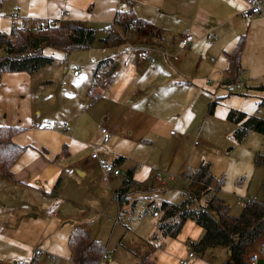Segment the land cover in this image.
<instances>
[{
	"label": "crops",
	"instance_id": "obj_1",
	"mask_svg": "<svg viewBox=\"0 0 264 264\" xmlns=\"http://www.w3.org/2000/svg\"><path fill=\"white\" fill-rule=\"evenodd\" d=\"M261 1V11L253 13L250 10L249 0H13L14 5L18 4L24 15L21 16L18 10L20 18L26 21H30L29 18L35 15L40 20H45L44 23L56 20L57 24L64 26L68 23L81 22L87 26L102 27L106 30L108 25L115 23L117 11L122 10L129 12L134 18L144 20L148 23V27L145 30L129 28L124 30L119 23L114 24V29L123 39L120 44L105 49L104 54L107 55L105 58L116 60L118 75L104 90L98 88L101 95L96 99L91 98L88 93L90 86L94 83L96 66L93 67V73L92 69L86 71L87 81L80 89L76 85L70 88L64 87V84L58 85L57 79L52 76L37 78L36 82L25 86V92L14 97L13 101L19 98L18 102L16 106L12 104L9 108L6 96L0 90V125L20 127L22 133L14 136V141L20 145H23L20 139L23 133H28L33 138L23 145L26 149L13 167L14 178L0 176V188L5 189V193L0 194V225L3 218L7 215L13 216L12 212L15 210L25 214L26 209L23 205L31 206L32 200L38 198L41 209L50 208L48 212L52 215L49 216L48 225L54 228L43 238H38L39 244L41 243L45 248L57 250L62 246V241H67L68 244L69 235L75 227L84 229L98 239L89 232V229L76 221H67L70 222L69 225L64 223L65 220L61 215L63 203L58 202V197L66 171L72 165L80 163L83 158L90 159L93 150L97 151L92 145L95 143L97 131L100 132V125L106 126L110 133L125 132V135H130L132 132L155 131L159 122L169 126L171 123L157 116V105L152 107L156 95L162 94L161 91L166 89V85H174L178 89L193 87L199 81L207 83V78L214 77L218 70H226L228 60L224 52L232 50L242 34L247 35V42L242 56V72L239 79L245 82L247 88L259 90V87L264 85V0ZM63 11L68 14L62 17L60 14ZM185 32H189L194 38L187 46L183 45ZM143 46L153 48L156 57L154 65L147 63L149 69L145 74L142 73V70H145V61L139 57V50ZM53 58L54 63L55 57ZM77 66L82 68V65H76L75 70ZM82 73L83 71L79 75H74L80 78ZM213 84L216 85L212 87L215 91L223 86L216 82L211 83ZM12 89H19V86H14ZM260 90L264 92V89ZM28 93H30L31 103L38 107L34 110L35 118L31 124L24 127L21 125L23 124L21 97ZM260 101L258 105L264 106L259 104ZM42 103L45 104L44 108L39 107ZM102 106L106 108L105 113L100 110ZM235 107L238 106L235 105ZM116 114L122 115L126 120L122 123L115 122L113 116ZM151 118L154 121L149 129L143 130L142 123ZM47 122L50 124L46 126ZM37 124L39 127L36 126ZM173 133L176 134L174 131ZM102 142H104L103 138ZM180 143L181 138L178 140V144ZM119 156H124L125 160L127 158L125 155L117 154L113 161L108 163H114ZM99 157L103 159L100 155ZM96 160L100 163V159ZM125 162L114 164L122 171L121 166L123 167ZM129 168L131 167L122 171L124 177ZM165 176V174H156L154 177L159 183L160 177L166 180ZM173 178L170 181H174L175 177ZM135 182L144 185L149 183L148 180ZM121 184L111 189L110 198L118 203L120 219L123 205L119 204L115 194ZM146 191L148 190L140 191L134 186L131 187V192H138V194L136 196L130 194L129 200L125 203L131 204L134 209L140 199L138 195L145 194ZM22 192H29L34 197L24 199L21 197ZM185 192L186 189L182 194L184 195ZM150 199L148 202L144 201V204L146 207L149 205L148 208H152L154 212L155 205L159 201ZM159 217L160 215L157 216V227ZM53 220L56 223H53ZM26 223L20 225L16 222L9 223L8 242L0 237V264H12L17 259L29 258L33 254L35 256V251L27 249L26 241L18 257L6 254L9 248V252L11 251V245L20 240L18 234L21 230L30 229L25 225ZM1 228H6V225H1ZM3 234L4 230L0 229V235L3 236ZM203 234L202 226L188 219L176 237H164L158 231L151 235L150 241L142 240L141 246H152L145 256H151V259L158 264H178L180 257L194 250L191 243L197 242ZM55 239L59 241L52 242ZM257 242L251 248L248 264L251 262L253 252L262 248L264 234ZM104 246L107 248V245ZM124 246L135 253L133 247L125 244ZM216 247L218 246L208 250ZM222 247L226 249L227 258L217 264H222L229 258V248ZM108 251L106 250V254L110 257ZM52 255L54 254L44 249L42 255L33 256L32 264H52ZM55 256L58 258L59 255L55 254ZM135 256H137L135 263L143 258L136 253ZM63 259L62 264H66L67 261L76 264L71 259L70 249L69 254ZM59 263L61 264L58 259L57 264ZM257 264H264V251L261 252Z\"/></svg>",
	"mask_w": 264,
	"mask_h": 264
},
{
	"label": "rangeland",
	"instance_id": "obj_2",
	"mask_svg": "<svg viewBox=\"0 0 264 264\" xmlns=\"http://www.w3.org/2000/svg\"><path fill=\"white\" fill-rule=\"evenodd\" d=\"M15 6L20 15L24 16L18 4L14 5L13 0H5L0 13L1 30L11 29ZM29 20L31 24L45 22L35 15ZM97 30V38L89 48L74 50L69 55L62 49L46 47L44 53L55 57V62L43 66L36 72L5 71L0 90L6 96L8 108L12 104L16 106L19 98L14 101L13 99L17 94L26 91V85L36 82L37 78L42 79L43 76L55 77L58 85L64 84L67 88L75 85L79 89L82 88L87 81L86 71L92 69L93 73V67L107 56L104 54L105 49L113 46L105 45L100 39L105 35V28L101 27ZM76 65H82L81 72L83 73L80 78L74 75ZM144 68L143 74L148 72L147 62H144ZM14 86H19V89H12ZM214 86L216 85L205 81L196 82L193 87L179 89L174 85H166V89L161 91L162 94L156 95L152 107L157 105V116L171 123L169 126H164L162 122H159L157 130L151 132H132L130 135H125V132H112L107 143L102 142V135L97 131L95 143L92 146L97 149L98 155L107 162H112L117 154L125 155L127 158L123 167L121 166L122 171L131 167L134 169V182L144 180L149 182L145 185L138 183L134 186L140 191H148L138 195L140 199L134 209L131 204H123L121 219L118 203L110 198L111 189L121 184L124 174L107 176L99 161L92 159L90 154V159L85 157L80 163L72 165L66 171L58 197V202L63 203L62 218L65 220V225L70 224L67 221L82 224L83 227L89 229L92 235L100 239L103 245H107L106 250H109L110 257L109 259L102 258L99 264H134L137 261L135 253L145 257L152 246H141V241H150L151 235L158 233V227L157 217L152 215V208H148L149 205L146 207L144 201L148 202L150 198H153L156 201L180 202L189 195L190 191L198 187V184H190L182 176L184 169L196 168L202 161L211 164L212 173L218 177H224L223 187L218 190L217 194L224 197L230 205V213L240 214L243 204L249 198L264 199V164H256L257 155L264 154V133L252 130L244 139L237 140L234 136L236 125L227 119V113L231 107L264 117V106L258 105L264 92L260 89L247 88L245 85L243 90L229 93L223 86L215 91L212 89ZM245 90L249 92L243 93L242 91ZM21 98L23 114L21 125L27 127L35 118L34 110L38 106L31 103L30 93ZM216 100L213 112H210V102ZM39 107L44 108L45 104L42 103ZM100 110L105 113L106 108L102 106ZM113 119L117 123L126 120L119 114L114 115ZM153 121L152 118L146 119L142 123L143 130L149 129ZM20 133L22 132L18 134ZM144 134L146 136H143ZM178 137L181 138L180 144H178ZM20 139L24 145L33 138L28 133H23ZM156 174H165L167 184L157 183L154 177ZM170 176L175 177V180L170 181ZM184 189L186 192L183 195ZM4 193L5 189L0 188V194ZM137 194L138 192H131V196ZM21 197L33 198L34 195L22 192ZM48 202L50 203V200ZM38 203L39 199L34 198L31 206L23 205L26 209L25 214L15 210L12 212L13 216L7 215L3 218L1 225H6V228H1L0 225V229L4 230L3 236L0 235L3 241L8 242L9 223L16 222L20 225L27 222L25 225L30 228L21 230L18 234L20 240L13 243L11 251L9 252V248L6 254L18 257L26 241L27 249L36 252V249L41 247L54 255H59L58 259L62 264L63 257L69 254L67 241H62V246L57 250L45 248L38 243V238H43L54 229L48 225L49 216L52 215L48 212L50 208L41 209ZM144 211H148L149 215L140 220L138 216ZM58 241L59 239H55L52 242L57 243ZM124 244L133 247L135 253L127 249ZM195 254L196 257L190 264H217L227 258L226 249L222 246L207 249L204 253L195 251ZM66 264L72 263L67 261Z\"/></svg>",
	"mask_w": 264,
	"mask_h": 264
},
{
	"label": "trees",
	"instance_id": "obj_3",
	"mask_svg": "<svg viewBox=\"0 0 264 264\" xmlns=\"http://www.w3.org/2000/svg\"><path fill=\"white\" fill-rule=\"evenodd\" d=\"M5 0H0V13ZM134 17L129 12L118 10L115 23L124 30ZM114 23V24H115ZM114 24L107 26L109 33L101 37L108 46L118 44L122 36L114 29ZM98 30L81 22L67 25L47 24L34 34L27 28L13 26L9 31L0 30V88L5 71L34 72L44 65L53 63V56L46 55V47L58 48L67 54L74 50L86 49L97 38ZM247 35L242 34L234 48L225 51L228 67L224 70L221 85L239 80L242 72V56L246 47ZM117 75V64L114 58L102 59L94 69V83L88 93L91 98L100 97L99 89L104 90ZM99 88V89H98ZM264 89V85L259 87ZM216 101L210 102L213 112ZM260 105H264V98ZM227 119L236 125L234 136L237 140L244 139L252 130L264 133V118L250 114L237 108L229 109ZM21 128L11 125H0V176L14 178L13 167L24 153L26 146L14 141V136ZM125 161L124 156L115 159V164ZM256 164H264V154L257 155ZM121 186L116 190L115 197L122 206L129 200L131 187L137 185L133 180L134 169L129 168ZM182 176L190 184L198 187L190 191L180 202L161 200L155 205L160 211L158 231L164 237H176L188 219L202 226L204 234L191 247L200 253L215 246L229 248V258L222 264H248L249 254L255 242L264 234V199L247 200L240 214L230 213V205L217 194L224 183V177L211 172V164L202 161L196 168L187 167ZM213 194L206 200V196ZM71 259L76 264H99L106 254L105 246L92 237L87 231L75 227L68 238ZM253 252V251H252ZM135 264H158L151 256H145Z\"/></svg>",
	"mask_w": 264,
	"mask_h": 264
},
{
	"label": "built area",
	"instance_id": "obj_4",
	"mask_svg": "<svg viewBox=\"0 0 264 264\" xmlns=\"http://www.w3.org/2000/svg\"><path fill=\"white\" fill-rule=\"evenodd\" d=\"M250 2V6H251V11L253 13H259L261 11V4L262 1L261 0H249ZM68 12H61V16H65L67 15ZM56 20H53L49 23H38V24H31L29 21H26L22 18H20L19 12H18V8H15V11L12 13V25L13 26H20L22 28H27L29 29L32 33L36 34L39 32L40 28L47 25V24H55ZM148 27V23H146L144 20L140 19V18H133L129 24H128V28L132 29V30H145ZM105 33L108 34L109 30L106 29ZM186 35L183 39V45L187 46L190 42L193 41V36L189 33V32H185ZM139 55H140V59L142 61L147 62L149 65H154L156 63V57L154 55V50L153 48H151L150 46H143L140 48L139 50ZM92 62L94 63V60H92ZM81 66H77V69L75 70V74L79 75L81 73ZM218 77V79H216ZM224 77V71L222 70H218L216 72V75L210 76L207 78V82L208 83H217L219 85H221V82L223 80ZM225 87V89L229 92V93H236L238 91L243 90V88L245 87V82L243 80H237L236 82L233 83H227L226 85H223ZM50 122H47L46 126L49 125ZM37 127H39V124L36 125ZM99 130L100 133L102 135L103 141L104 142H108L110 140V131L109 129L104 126V125H100L99 126ZM91 157L93 159H97L100 158L97 151L93 150L91 153ZM100 163L102 165V167L104 168V173L107 176H117L120 175L122 173L121 169L119 167H117L114 163H108L105 160L100 158ZM173 176L169 177V180H173ZM159 183L160 184H167L166 180L163 179V177L159 178ZM212 193L208 194L206 196V200L209 199L211 197ZM250 200V199H248ZM147 215H149L148 211H144L143 213H141L138 218L139 219H143L144 217H146ZM153 216H159L160 212L159 210H155L154 212H152ZM264 250V244L262 246V248L260 250H257L255 252H253V254L251 255V262L250 264H257V261L260 259L261 256V252ZM43 250L41 249H37L35 252V256L34 257H38L40 255H42ZM33 258H21V259H17L15 260L12 264H32L33 263ZM196 257V254L194 251H189L185 256L180 257L179 259V263L178 264H190V262ZM104 259H108L109 256L107 254H104L103 256ZM51 262L52 264H57L58 263V258L55 255L51 256Z\"/></svg>",
	"mask_w": 264,
	"mask_h": 264
}]
</instances>
